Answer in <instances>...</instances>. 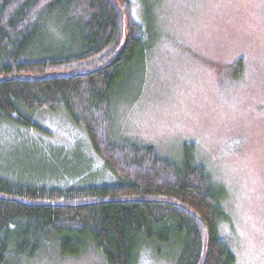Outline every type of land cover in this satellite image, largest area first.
<instances>
[{
  "label": "trees",
  "instance_id": "obj_1",
  "mask_svg": "<svg viewBox=\"0 0 264 264\" xmlns=\"http://www.w3.org/2000/svg\"><path fill=\"white\" fill-rule=\"evenodd\" d=\"M158 1L0 0V121L40 131L30 112L63 111L117 179L51 187L0 174V264L7 255L32 260L46 244L62 256L99 253L105 264H137L143 253L160 258L164 248L173 264H235L220 238L228 224L221 190L195 162L193 145L173 162L113 134V101L132 76L144 77L158 38ZM57 18L71 29L56 31L69 35L66 44L45 33ZM241 72L237 61L232 73Z\"/></svg>",
  "mask_w": 264,
  "mask_h": 264
},
{
  "label": "rangeland",
  "instance_id": "obj_2",
  "mask_svg": "<svg viewBox=\"0 0 264 264\" xmlns=\"http://www.w3.org/2000/svg\"><path fill=\"white\" fill-rule=\"evenodd\" d=\"M157 4L152 17L158 38L145 75L136 72L113 101L114 137L151 145L173 162L192 144L195 162L221 190L228 224L220 238L235 264H264V0ZM140 5L135 15L145 23ZM59 20L45 33L66 44L69 35L56 31L71 29ZM237 61L242 72L235 77ZM29 115L40 131L0 121L1 175L51 187L117 182L63 111ZM55 245L46 244L32 260L7 255L8 264H105L99 253L62 256ZM157 256L143 253L137 264H173L167 248Z\"/></svg>",
  "mask_w": 264,
  "mask_h": 264
}]
</instances>
